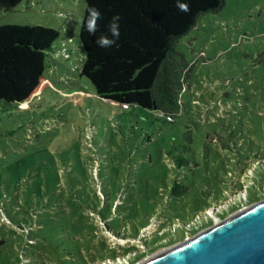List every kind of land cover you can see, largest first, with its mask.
<instances>
[{
  "label": "rangeland",
  "instance_id": "obj_1",
  "mask_svg": "<svg viewBox=\"0 0 264 264\" xmlns=\"http://www.w3.org/2000/svg\"><path fill=\"white\" fill-rule=\"evenodd\" d=\"M84 7L0 0V24L60 33L45 60L52 86L31 101H0V264H141L264 199V0H225L180 39L192 69L173 122L99 97L80 74ZM188 127L191 163L177 169L168 152ZM176 177L188 186L182 197L168 190ZM101 180L121 189L112 206ZM29 192L45 205L26 209ZM42 214L55 223L46 238Z\"/></svg>",
  "mask_w": 264,
  "mask_h": 264
},
{
  "label": "trees",
  "instance_id": "obj_2",
  "mask_svg": "<svg viewBox=\"0 0 264 264\" xmlns=\"http://www.w3.org/2000/svg\"><path fill=\"white\" fill-rule=\"evenodd\" d=\"M84 1L81 21H86L89 7L99 9L102 19L98 21L95 36H90L81 22L79 41L84 58L80 74L90 80L99 97L116 103L123 109L136 107L156 111L159 117L173 122L175 116L181 114V96L192 69L187 56L178 48L179 41L197 25L203 14L221 10L225 0H182L189 4V13L178 10L177 0ZM115 15L120 17V37L112 47L100 48L95 40L101 34L110 36L107 25ZM59 34L58 30L42 25L0 24V101H31L52 86L45 75V60ZM193 141L192 130L188 127L180 147L174 145L169 150L171 162L177 169L190 165L191 161L184 152L192 150ZM121 173L120 171L116 176H109L113 182L112 187L120 186L124 175ZM82 178L88 182L87 175ZM71 182L81 198L83 193H88L87 187H82L76 176L71 178ZM100 184L101 189L109 196V204L112 206L121 189L114 191L103 180ZM105 186L109 192L103 189ZM168 190L172 197H182L188 186L181 178L176 177ZM45 192L48 193L46 199L55 202L54 192L49 189ZM93 193L97 197V193ZM27 196V204H24L26 209L45 205L43 201L46 199H42L40 194L36 206L32 199L35 192H29ZM67 201L77 212L79 207L76 203L79 201L69 197ZM99 203L97 197L94 208L97 209ZM58 205L56 203V207ZM101 207L100 211L104 208L110 212L107 204ZM60 211V216L72 224L67 214H64L62 204ZM53 220L46 214L41 215L42 226L37 229L38 237L52 235L55 229Z\"/></svg>",
  "mask_w": 264,
  "mask_h": 264
},
{
  "label": "water",
  "instance_id": "obj_3",
  "mask_svg": "<svg viewBox=\"0 0 264 264\" xmlns=\"http://www.w3.org/2000/svg\"><path fill=\"white\" fill-rule=\"evenodd\" d=\"M141 264H264V199Z\"/></svg>",
  "mask_w": 264,
  "mask_h": 264
},
{
  "label": "clouds",
  "instance_id": "obj_4",
  "mask_svg": "<svg viewBox=\"0 0 264 264\" xmlns=\"http://www.w3.org/2000/svg\"><path fill=\"white\" fill-rule=\"evenodd\" d=\"M176 7L179 11L183 13L190 12V6L188 3L182 2V0H177ZM102 19V13L96 7L88 8V16L86 21H81L84 23L85 30L89 33L90 36H95L98 31V21ZM119 15H115L111 18V21L107 25V30L109 35L101 34L96 38L95 43L100 48H110L116 44V41L120 37L119 30Z\"/></svg>",
  "mask_w": 264,
  "mask_h": 264
},
{
  "label": "built area",
  "instance_id": "obj_5",
  "mask_svg": "<svg viewBox=\"0 0 264 264\" xmlns=\"http://www.w3.org/2000/svg\"><path fill=\"white\" fill-rule=\"evenodd\" d=\"M126 106V105H125ZM168 119H171V117L170 116H168Z\"/></svg>",
  "mask_w": 264,
  "mask_h": 264
}]
</instances>
